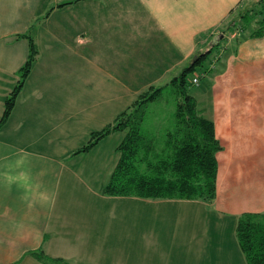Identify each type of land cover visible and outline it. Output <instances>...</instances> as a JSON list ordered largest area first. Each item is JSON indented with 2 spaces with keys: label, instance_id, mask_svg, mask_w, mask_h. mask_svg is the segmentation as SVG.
Listing matches in <instances>:
<instances>
[{
  "label": "crops",
  "instance_id": "1",
  "mask_svg": "<svg viewBox=\"0 0 264 264\" xmlns=\"http://www.w3.org/2000/svg\"><path fill=\"white\" fill-rule=\"evenodd\" d=\"M258 2L0 0V119L25 35L38 51L0 126V264H246L238 220L264 214V36L247 37L261 17L245 14ZM215 45L191 95L221 146L213 202L105 195L124 134L76 153Z\"/></svg>",
  "mask_w": 264,
  "mask_h": 264
},
{
  "label": "trees",
  "instance_id": "2",
  "mask_svg": "<svg viewBox=\"0 0 264 264\" xmlns=\"http://www.w3.org/2000/svg\"><path fill=\"white\" fill-rule=\"evenodd\" d=\"M261 9L245 14L250 23L260 15L252 33L247 37L264 36V0H258ZM239 19H242L239 16ZM234 20L231 21V23ZM235 23V22H234ZM235 29V24L229 25ZM29 56L20 70L19 81L4 103L0 126L8 119L16 98L38 56L37 47L29 34ZM239 43L240 39H236ZM197 53L191 65L162 87L151 86L137 96L135 102L101 131L92 133L88 142L76 153H87L101 140L113 133L124 137L116 151L117 166L104 194L114 197H137L149 200H187L211 204L216 196L217 160L221 151L215 139L213 123L204 118L196 100L190 94L193 86L188 77L205 74V60L213 50ZM168 94L176 102L174 128L164 135V145L157 150V138L145 130V109L149 103ZM237 241L246 264H264V214H244L237 223ZM41 259L43 253L39 252Z\"/></svg>",
  "mask_w": 264,
  "mask_h": 264
},
{
  "label": "rangeland",
  "instance_id": "3",
  "mask_svg": "<svg viewBox=\"0 0 264 264\" xmlns=\"http://www.w3.org/2000/svg\"><path fill=\"white\" fill-rule=\"evenodd\" d=\"M253 9L257 11L261 9V7H253ZM200 76L202 77L203 74H197L195 77L200 78ZM192 78L193 75L188 77L190 80ZM196 92L197 88L191 86V95H194ZM175 111L176 102L174 98L168 94L163 95V97L156 102L149 103L145 109L146 121L144 128L150 135L157 138V150H160L164 145V135L174 128Z\"/></svg>",
  "mask_w": 264,
  "mask_h": 264
},
{
  "label": "built area",
  "instance_id": "4",
  "mask_svg": "<svg viewBox=\"0 0 264 264\" xmlns=\"http://www.w3.org/2000/svg\"><path fill=\"white\" fill-rule=\"evenodd\" d=\"M198 81H199V77H195L192 79V84L196 86L198 84Z\"/></svg>",
  "mask_w": 264,
  "mask_h": 264
}]
</instances>
